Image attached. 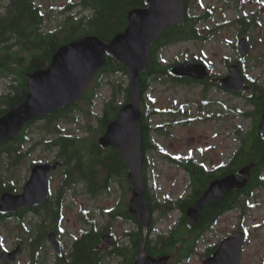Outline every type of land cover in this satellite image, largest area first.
Here are the masks:
<instances>
[{"label": "rangeland", "instance_id": "obj_1", "mask_svg": "<svg viewBox=\"0 0 264 264\" xmlns=\"http://www.w3.org/2000/svg\"><path fill=\"white\" fill-rule=\"evenodd\" d=\"M190 13L194 17H198V24L201 31V36L213 34L216 39L210 40L208 43L201 41L182 42L173 44L167 48L158 51V60L163 65H174L177 62L182 63L193 61L194 58L203 59L207 66L211 67L212 74L218 78V75L223 77L228 76L229 67L224 64V60L230 58L236 60L239 52H237L236 45H238L237 36L239 32H244L243 37L248 38L251 42L252 50L246 58V77L251 79L260 78L264 80V0H232L231 4H239V9L230 8L226 6L225 0H190ZM84 14L82 11L77 12L76 15ZM246 16L248 18H246ZM81 17V16H77ZM241 18H246L255 23L251 28L244 29L238 25H232ZM49 25H60L57 21H49ZM241 20L239 21V23ZM246 22V21H245ZM249 23V22H248ZM124 80V86H130L129 76H109L106 81ZM170 79L163 75L154 76L150 81L149 88L143 94L146 105L150 107L149 112L152 115L151 124L153 126L165 125L167 121H180L187 122L186 124L176 126L173 129H162L163 134L151 135V140L155 145L162 148L165 155L173 157L176 161H186L188 158H193L199 162L205 158H214L215 153H223L224 158L236 152L239 147L237 135L239 131L246 132L252 124L251 120L243 118L236 110L247 111L248 106L244 103L243 99L237 98L224 91H219L218 87L211 86L205 93L202 86H174L170 84ZM217 83L220 81L217 79ZM175 83V82H174ZM4 90V82L0 81V91ZM112 94L109 84L99 90V98H96V105L94 112L97 115L102 113L104 101ZM120 99L124 94L120 92ZM183 109L188 114L173 117L171 110ZM155 113V114H154ZM72 124H61L64 129H68L69 135L85 136L86 127L91 122L95 125V119L87 118L82 115H73ZM239 127V129H238ZM31 130V136L35 139L44 136L45 123L37 124ZM43 132V133H41ZM196 138L197 143L189 145L190 138ZM35 140L31 144H35ZM30 143L25 146V151L29 152ZM216 148L208 152L203 157V150L208 148ZM202 150V151H201ZM207 151V150H206ZM204 151V153L206 152ZM55 152L44 149L41 146L35 147L29 155L18 157L2 156L0 162V177L3 179L2 183L10 185L12 183L17 185L20 191L22 186L30 176L31 163L50 162L55 158ZM150 163L147 171L146 186L149 193L155 197L159 205L163 206L171 204L175 206L178 200H184L190 195V191L186 189L188 185V176L185 171L174 166L167 161V157L163 155L150 153L148 155ZM13 163V164H12ZM88 161L85 162V165ZM66 169L62 166L57 172L51 175V184L53 190V198L58 199L63 186L64 175L60 170ZM264 178V173L261 175ZM119 180V178H114ZM109 185L110 189L103 193L98 192L89 195L86 192V187L80 183L73 188L70 194L64 195L65 202L61 203L60 210L63 211L64 219L61 227L64 229L66 235L63 237L62 242L66 246V253H69L72 248L73 242L80 237L84 228V223L80 219L84 218L83 210H87V217L89 222L93 221L97 224L98 230H103L107 225L112 233H115L118 238L124 237L126 229L131 231V226H127L123 221L114 219L110 216H103L105 209H110L115 205L121 196L124 197L126 193L121 191L117 184ZM129 201V200H128ZM249 205H254L253 208H237L223 216L216 226V233L227 235L230 232L242 226L249 237L244 243L242 250L241 264H264V188L257 191L253 197L247 200ZM124 202H127L126 200ZM45 213V212H44ZM180 213L176 210H171L169 215L160 219V213L155 214L156 224L154 226L153 239L160 236L159 234H166L170 228L175 227L180 220ZM161 221V222H159ZM45 227V234L53 229L52 221L47 219L45 222L42 217H32L29 215L26 221L21 222L20 226L17 222H10L8 226H3L0 229V253L5 249H11L15 245V240L18 242H25V251L19 256L15 264H29L31 252L29 246L27 247V239L32 235L33 231L37 228L39 223ZM22 223L26 225L28 230H25ZM61 228V229H62ZM161 232V233H160ZM214 233L209 237L208 233L200 239L197 243L196 250L199 253L203 252L206 247L207 241L217 240L215 236L221 238L220 234ZM214 241V242H215ZM17 246V245H15ZM53 247V246H52ZM52 253H56L45 243V252L42 255H48V263L54 264ZM39 257L38 253H35ZM117 258L105 259L103 264H117ZM1 264V263H0ZM183 264H202L199 256H193L189 261Z\"/></svg>", "mask_w": 264, "mask_h": 264}, {"label": "trees", "instance_id": "obj_2", "mask_svg": "<svg viewBox=\"0 0 264 264\" xmlns=\"http://www.w3.org/2000/svg\"><path fill=\"white\" fill-rule=\"evenodd\" d=\"M190 0H186L187 8V17L184 25H171L165 30L166 32L161 36V38L152 45L151 47V64L147 68L148 70L140 74L141 81V94H144L150 85V79L154 76H159L166 74L170 71V66L163 65L158 60V51L164 48H167L173 44L195 41L201 39L200 29L197 26L198 17H194L189 10ZM231 1H228V5L231 4ZM241 1V0H240ZM90 6L95 10L93 17L91 19H76L74 25H67V29L64 32L58 34V37L51 38H40L33 41H30L29 38L32 35V29L29 27V32L26 35H22L23 38L28 42L26 47H31L33 49H43L42 54H36L33 56H28L26 58H10V74L5 77L10 80L11 89H16L15 92H10V94H0V118L4 116L10 109L19 106L22 104L27 96L30 94L29 88V76L33 73L47 69L53 59L54 54L58 49L74 40L80 39L88 35H95L102 39L105 43H110L116 35L122 33L126 30L129 25V14L136 9H145L148 8L147 0H90ZM230 8H239V4L230 5ZM240 20H238L239 22ZM246 21V22H245ZM249 22V23H248ZM243 28H248L253 26L255 23H251L249 19H241L239 23ZM31 31V32H30ZM212 34V32H210ZM212 35L207 38L203 36L204 40L210 39ZM37 38V37H36ZM107 63L100 69L96 74L93 80L90 82L88 89L83 95V98L80 102L72 104L68 109L63 111H57L52 113L49 116L40 118L42 123H45V132L44 136H40L38 143L43 145V148L55 151L56 159L62 162L64 169V175L66 177L65 184H63L62 189L65 186L72 185L74 182L72 177L77 176L84 183L88 184L89 192L94 195L102 188L103 189V180L102 171L107 174V178L111 176H118L121 178L122 188L125 190L127 195V207L131 205L132 191L133 188L129 184L128 176L129 169H127L126 162L121 154V152L116 147L105 148L101 145V139L105 135L109 125L116 121L120 111L124 108L125 105L129 104L131 97L129 94V89L124 86V80H113L106 81L109 76H128L127 69L120 64L112 55L107 54ZM7 61V60H6ZM228 64V62H226ZM186 82L192 83L195 81H190L186 79ZM107 84L110 85L112 94L111 96L104 101L102 113L100 115L95 114L94 108L96 105V98H99V90H101ZM252 88L253 95L251 96V102L256 109L257 119L254 124V131L252 132L251 138L249 141H246V138H240L243 143V150H248L251 152V158L255 160L259 159L257 169L258 171L254 175L252 180L253 188L258 186H264V178L261 176L264 173V139L260 138L259 135V125L261 122V116L264 113V83L260 84L259 81H256L255 85ZM120 92L124 94V97L120 99ZM143 105V99L141 106ZM146 107L142 106L141 110V131H142V149L143 154L160 148L154 146L151 141V132L156 131L159 134L161 129H153L150 124L149 113L146 111ZM82 115L87 118L95 119V125L91 122L86 127V136L73 137L71 135H62L61 132L65 131L61 124H72L73 115ZM250 116V115H248ZM36 120V121H39ZM36 121H31L24 125L21 131L9 142L0 145V162L2 156L12 157L17 155L18 157L24 156L21 154L22 148L25 147L26 142L31 140L30 133L33 130L34 126L38 124ZM158 130V131H157ZM57 133L61 135L56 137ZM240 134V133H239ZM246 141V142H245ZM157 148V149H156ZM88 161V164L85 165V162ZM13 164V163H12ZM190 165L192 163H189ZM189 164L187 168L190 169ZM146 166V165H145ZM144 168V167H143ZM148 169L144 168V179L146 180ZM238 169L236 168L235 173ZM193 174L194 181L191 185V195L185 200H180L177 203L178 209L183 212L184 219L177 231H173L169 236L160 235L156 241V247L153 248L156 250V255L158 258L164 255H177L178 260L180 254L183 252V249L176 251V248L181 244H187V246L195 247L197 243V238L205 230H210L218 222V220L224 215L225 212L230 210H236L238 207L243 208V211H246V208L249 207L248 201L244 200L242 203L235 201H219L213 203L211 206L204 209L201 213V217L196 225L201 230L199 233H192L193 229L189 228L186 225V210L193 206L197 202V198L202 195L203 189L202 178L198 175L197 172H191ZM76 174V175H74ZM2 178L0 177V194L3 192H17V185L12 183L6 185L2 183ZM101 181V182H100ZM109 182L107 181L106 187ZM105 187V188H106ZM147 193V192H146ZM239 192H237L238 195ZM150 211L152 212L155 208L161 209L164 213V216H167L169 211L172 210L171 204L158 205L153 204V198L148 194ZM237 199V198H236ZM129 200V201H128ZM61 206V203L59 207ZM159 206V207H158ZM126 216L124 215L125 220L132 221L138 225L139 235L138 239L134 240L133 245L127 248L118 250L119 255L123 257V260L119 264H133L135 259L138 257L140 252L143 228L139 221H137L131 215L129 210H126ZM85 217L80 219L85 224H90V230L83 231L80 238L76 240L73 244V252L67 258L70 260L68 262L59 261V264H102L103 263V251L98 249V243L96 241L99 239L103 232L102 230H97V225L91 221L89 222V217L84 211ZM36 216V215H34ZM62 212L58 210L52 218H56L61 222ZM26 217L22 218L21 221H25ZM4 215L0 214V229L3 227ZM43 221H46V215L43 216ZM155 222H153V225ZM195 227V228H196ZM25 230H28L26 226L23 227ZM45 233V227L42 224L38 225L37 228L33 231L32 235L29 237L30 245L32 248L38 245L39 240L43 237ZM191 232V233H190ZM187 238V239H186ZM186 239V240H184ZM150 247V244H149ZM148 247V249H149ZM32 263L38 264L37 258L35 255H32ZM187 257L186 254H182V259ZM181 259V260H182ZM66 261V260H65ZM72 262V263H71Z\"/></svg>", "mask_w": 264, "mask_h": 264}, {"label": "water", "instance_id": "obj_3", "mask_svg": "<svg viewBox=\"0 0 264 264\" xmlns=\"http://www.w3.org/2000/svg\"><path fill=\"white\" fill-rule=\"evenodd\" d=\"M149 9H136L129 14V25L125 31L115 36L110 43H105L95 35H88L74 40L58 49L47 69L29 76L30 94L19 106L9 110L0 118V144L16 136L22 126L35 118L51 115L78 103L85 95L90 82L107 63V53L122 64L130 76L129 94L131 101L120 111L116 121L111 123L101 139L105 148L116 147L121 152L130 173L128 181L133 187L131 201L133 218L143 227L141 254L134 264H167L168 258L154 259L146 256L145 248L151 223V211L143 178V149L141 131V81L140 74L147 71L151 64V46L155 44L171 25H184L186 22V0H147ZM239 52L246 57L251 51L247 38L240 40ZM175 76L205 81L209 77L203 64L184 62L172 67ZM222 84L233 92L248 91L239 65L231 68ZM259 130L264 136V113ZM192 144V140H188ZM59 163H39L32 167L28 182L19 194L4 192L0 196V213H15L20 209L42 205L49 197V174L56 170ZM254 164L240 170V180L235 174L227 175L211 182L205 193L186 211L190 228L196 227L201 212L213 203L223 200L233 190L245 188L251 178ZM244 234L235 233L224 239L215 256L204 264H241ZM57 252L60 244L55 235L49 236ZM20 244L13 251L0 254L2 264L15 263L23 251Z\"/></svg>", "mask_w": 264, "mask_h": 264}, {"label": "flooded vegetation", "instance_id": "obj_4", "mask_svg": "<svg viewBox=\"0 0 264 264\" xmlns=\"http://www.w3.org/2000/svg\"><path fill=\"white\" fill-rule=\"evenodd\" d=\"M81 12L84 14H80L79 16H81L79 19H91L93 17V14L95 12V10H93L90 6V0H0V79L8 74H10V58L13 59V57H17V58H26L27 55L28 56H33L36 54H42L43 49H33L30 46L25 48V45L28 44V42L26 41L25 38L22 37V35H26L29 32V27L32 29H34L32 31V35L30 36L29 40L33 41L36 39H40V38H51V37H58V34L61 32H64L67 28V25H74V21L77 18L76 13L77 12ZM49 21H57L60 23V25H49ZM31 32V31H30ZM37 37V38H36ZM244 38L243 35H238L237 36V40ZM7 60V61H6ZM193 61H196L193 59ZM236 63H239L242 66V70L245 71V69L247 70V65L246 63V59H242L239 57L236 59ZM209 72H210V77H208V80L206 82H192V83H188L186 82V79H183L181 77H177L171 74V72H167L165 75L170 79V81L172 82V85H176V86H193V85H197V86H202L204 90V92L206 93L209 88L211 86L214 87H218L219 91H224L223 89V85L220 83H217V79L220 80L219 78L215 77L212 74L211 69L209 68ZM246 72H243V74H245ZM246 76V75H244ZM246 78V77H245ZM192 81V80H190ZM175 82V83H174ZM246 82L247 84H249L251 86V89L254 88L253 86L255 84L252 83V80L249 78H246ZM15 92L16 89H11L10 86L5 87V90L3 91L4 93H6L7 95L10 94V92ZM1 93V92H0ZM230 94V93H229ZM233 96H236L237 98L243 99L244 103L246 104V106H248L249 110H245V111H239L236 110L238 112V114L242 115L243 118L249 119L251 120L252 124L250 125L251 127L249 129H247L246 132L243 131H239L238 135H237V141L239 142V147L236 149V152L233 151V153L228 154L225 158L223 153H215L214 158H205V160H201L199 162L195 161L193 158H188L186 161H180L182 163L181 167L183 169H185V173L188 176V179H190V184L192 185L194 178L193 174L190 173L191 172H197L198 175H200V178H202V185L204 186L205 184H207L205 186V189H203L202 191V195L200 194V197L197 198L201 199V197L203 196V194L205 193L206 189L209 187V185L211 184V182H213L214 180L217 179H221L227 175H231V174H235L236 177H238L240 180H244L246 177L244 176H240L239 172L241 169L254 164L255 167L251 170V178H250V182L249 184L241 189V190H233L231 191L227 197H225L223 200L221 201H235L236 202H240L242 203L244 200H249L251 197L254 196V194L259 191L260 189L264 188V186H258L253 188V184H252V180L254 179V175L256 174V172L258 171L257 166H258V162L259 159L256 158L255 160H253L251 158V152H249L248 150H243V143L241 141L240 138H246V141H249V138H251L252 132L254 131V124L256 121V115L254 116V114L256 113V109L253 106V104L249 101H251L252 99V95H253V91L251 90V92L249 93H239V94H231ZM171 115H174L173 117H178L180 115H187L188 113L186 111H184L183 109H177V110H171ZM250 115V116H248ZM187 122L185 121H180L179 118H177V121H167L166 125H164L165 130L166 129H173L176 126H180L183 124H186ZM239 129V127H238ZM240 133V134H239ZM62 135H67L65 131L61 132ZM60 133H57L56 137H59L61 135ZM259 135L260 138L264 139L263 137V132L259 130ZM242 136V137H241ZM189 140H192V144L189 143V145H193L195 143H197V139L192 137ZM245 141V142H246ZM39 146L43 147L40 143H38ZM157 149V148H156ZM159 150V149H157ZM207 150V151H206ZM206 150H203V157L206 156V154H208V152H211L213 150H217L216 148L212 147V148H208ZM202 151V150H201ZM204 151H206L204 153ZM30 152L25 151L24 148H22L21 154H29ZM151 152L148 151L146 152L144 155V165L143 167L145 169H148L147 167L149 166V161L146 157V155H149ZM167 157V161L170 162L171 164H174V166H178L179 162L176 161V159L174 160L173 157H170L168 155H166ZM189 163H192L191 165ZM187 164H189L190 169H188L186 166ZM146 165V166H145ZM180 166V165H179ZM142 167V168H143ZM236 168L238 169L237 173H235ZM76 175V174H74ZM77 176L72 177L73 180V184L69 185V186H65L64 189H61V193L58 199L53 198V190H52V184H51V174H50V196L48 198V200L39 206H32L29 208H24L21 209L15 213H6V214H2L4 215V220H5V226H8L10 224V222H17L19 223V221L24 218V217H28L29 215H37L38 217H42L43 214L46 215V220L50 219L52 221V225H53V229L51 231H49L47 233V235L45 233H43V237L39 240L38 245L35 246V250L36 253H38L39 256L38 259L40 262L43 261H48V255L44 254L42 255L41 252L44 251L45 252V243L48 244V246H50L52 249L53 247L50 245L49 241H48V237L50 234H54L56 239L60 241L61 243V253H52L53 255V260H54V264H59V261H63V262H68L70 260H67L65 258L66 256V246L64 245V243L62 242L63 237L66 235V233L64 232V229L61 227L62 222L60 223V221L57 219V221L55 220L56 218H52L54 215V212L56 213L58 210H60V203H64L65 201V197L64 195L66 193L70 194L71 190L73 188H76V184L77 183H83V185L86 187V192L91 195V193L88 190V184L84 183L82 180H77L76 179ZM102 178H103V193H107L106 191H108L110 189L109 185H111V187L115 184H117V188L120 187L121 191H123L125 193V190L122 188V184H121V178L118 176H111L109 178H107V174L104 173L102 171ZM114 178H119V180H115ZM65 180V179H64ZM107 181L109 182V184H107L108 186L106 187V183ZM63 184H65V182L63 181ZM78 184V185H79ZM106 187V188H105ZM191 189H193L190 186ZM237 192L238 195H237ZM152 198H153V204H158L155 200V197L152 196L151 193H149V190L147 192ZM237 198V199H236ZM127 195L125 194L124 197L121 196L120 199L118 200V202L113 205L112 208L110 209H105L104 210V214L103 216H110L114 219H118L123 221L127 226H131L132 229H130L131 231H129L128 229H126L125 231H127L124 235V237H122L121 239L117 237V235L115 233H112L110 228H108L107 225H104L105 227L103 228V235L99 238L96 239V241H100V243H98V249L103 251V255L105 254V256L109 257V258H113L114 256L119 259V262H121L123 260L122 256L119 255H115L116 253H119L118 250L123 249V248H127L130 247L131 245H133L134 240L138 239V235H139V228L138 225L133 223L132 221L129 220H125L124 215L126 216V210H129L131 213V206L127 207L125 205H127L128 202H124L125 200L127 201ZM179 201H177L178 203ZM219 202V201H218ZM177 203L175 204V206H173L176 211H179L180 215V220L178 221V223L176 224L175 227L170 228V231L166 234H159V235H166L169 236L173 231H177L178 227H180V225L182 224V221L184 219V214L182 211H180L178 209ZM159 207V206H158ZM204 211V210H203ZM202 211V212H203ZM227 211L224 213V215L226 213L231 212ZM45 212V213H44ZM201 212V213H202ZM245 212V211H243ZM156 213H160V219L158 220H162L164 213L161 211L160 207L159 208H155L152 212H151V216H152V220H151V228L150 230V236L147 239V245L145 248V254L147 257H154V259H160V258H168V262L167 264H183L184 262L189 261L193 256H199L201 258L202 264H204L205 261H207L208 259H211L215 256V253H217L216 251L219 250L221 242L224 239L227 238H231L234 236L235 233H242L244 234V238H245V242L247 241L249 234L248 232L242 228V226H239L238 229L230 232L227 235H223L220 234L219 232L216 233V228L213 227L210 230H205L204 234L202 233L200 235L199 238H197V243H199L200 239H203V237L208 233V236L211 237L213 236L214 233H216L217 235L220 234L221 238H217L215 236V239H217L216 241H210L208 240L206 247L203 249L202 253H199L196 250V246L197 243L195 245V247H190L187 246V244H181L176 248V251H180L181 249H183V252L180 254L179 259L178 260V256L177 255H164L160 258L157 257L156 255V250L153 249L156 247L157 244V240L158 237H156L155 239H153V235H154V225L153 222H156L155 219V214ZM168 216V215H167ZM201 217V215H200ZM187 219V216H186ZM200 219V218H199ZM41 224V222L39 223V225ZM186 225H188V223L186 222ZM62 228V229H61ZM200 228L199 227H194L193 231L191 234L193 233H199L200 232ZM161 233V232H160ZM143 237V236H142ZM187 239V238H186ZM184 239V240H186ZM215 241V242H214ZM18 240H15V245H19L21 243H25V242H20L17 243ZM75 242V241H74ZM73 242V243H74ZM141 242V241H140ZM150 244V247H149ZM11 249H9V251L14 250L17 246H15ZM73 244L71 245L70 248H72ZM244 246V244H243ZM25 247H26V243H25ZM28 247V245H27ZM149 247V249H148ZM243 250V248H242ZM241 250V251H242ZM141 254V247H140V252L138 254V257ZM182 254H186L187 257H185L184 259H182ZM20 256V255H19ZM137 257V258H138ZM136 258V259H137ZM19 259V257H18ZM135 259V261H136ZM182 259V260H181ZM135 261L133 262V264L135 263ZM72 263V262H71Z\"/></svg>", "mask_w": 264, "mask_h": 264}]
</instances>
